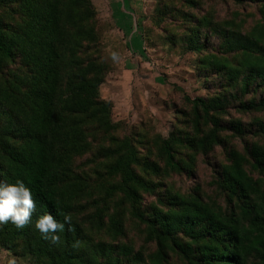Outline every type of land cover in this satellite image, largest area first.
<instances>
[{
  "label": "trees",
  "instance_id": "16d2710c",
  "mask_svg": "<svg viewBox=\"0 0 264 264\" xmlns=\"http://www.w3.org/2000/svg\"><path fill=\"white\" fill-rule=\"evenodd\" d=\"M231 1L260 19L217 20L206 0L159 12L209 89L183 95L164 137L113 119L92 0H0V178L36 200L0 248L30 264H264V0ZM47 212L72 218L58 244L34 227Z\"/></svg>",
  "mask_w": 264,
  "mask_h": 264
},
{
  "label": "rangeland",
  "instance_id": "374dc122",
  "mask_svg": "<svg viewBox=\"0 0 264 264\" xmlns=\"http://www.w3.org/2000/svg\"><path fill=\"white\" fill-rule=\"evenodd\" d=\"M92 1L98 12L103 55L110 66L101 96L113 104V119L124 122L128 131L147 123L168 136L174 130L177 108L184 106L183 95L193 99L209 93L199 75V55L168 40L170 33L179 30L177 23L168 17L159 22V12L173 0ZM206 1L213 6L217 20L229 19L235 12L247 21L246 26L260 19L258 7L251 2ZM176 180L181 188L198 179L178 176ZM12 260L30 264L0 248V264Z\"/></svg>",
  "mask_w": 264,
  "mask_h": 264
},
{
  "label": "clouds",
  "instance_id": "9594fccd",
  "mask_svg": "<svg viewBox=\"0 0 264 264\" xmlns=\"http://www.w3.org/2000/svg\"><path fill=\"white\" fill-rule=\"evenodd\" d=\"M36 209L33 189L24 179L17 178L14 183L0 178V225L12 223L18 229L24 228L32 223V214ZM72 218L64 215L62 220H57L50 212L39 216L34 227L44 239L53 244L60 242V232L67 225L69 230L73 229ZM15 264V260L10 261Z\"/></svg>",
  "mask_w": 264,
  "mask_h": 264
}]
</instances>
